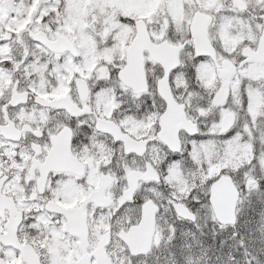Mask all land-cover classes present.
<instances>
[{"label": "snow or ice", "instance_id": "snow-or-ice-1", "mask_svg": "<svg viewBox=\"0 0 264 264\" xmlns=\"http://www.w3.org/2000/svg\"><path fill=\"white\" fill-rule=\"evenodd\" d=\"M13 3L0 264H264V0Z\"/></svg>", "mask_w": 264, "mask_h": 264}, {"label": "rangeland", "instance_id": "rangeland-1", "mask_svg": "<svg viewBox=\"0 0 264 264\" xmlns=\"http://www.w3.org/2000/svg\"><path fill=\"white\" fill-rule=\"evenodd\" d=\"M13 0H3V3L0 4V17H6L14 10Z\"/></svg>", "mask_w": 264, "mask_h": 264}]
</instances>
